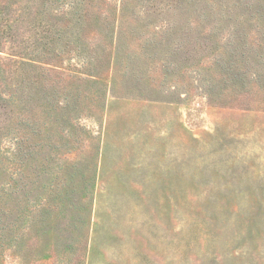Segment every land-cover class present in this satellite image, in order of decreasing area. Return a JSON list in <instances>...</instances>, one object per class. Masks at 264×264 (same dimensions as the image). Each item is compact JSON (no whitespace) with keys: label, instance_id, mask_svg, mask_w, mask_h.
<instances>
[{"label":"rangeland","instance_id":"374dc122","mask_svg":"<svg viewBox=\"0 0 264 264\" xmlns=\"http://www.w3.org/2000/svg\"><path fill=\"white\" fill-rule=\"evenodd\" d=\"M0 264H264V0H0Z\"/></svg>","mask_w":264,"mask_h":264}]
</instances>
